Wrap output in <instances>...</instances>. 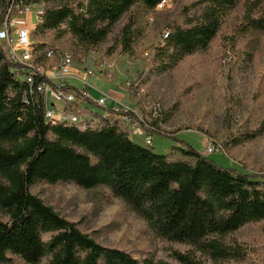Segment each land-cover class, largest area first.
Segmentation results:
<instances>
[{
    "label": "trees",
    "instance_id": "1",
    "mask_svg": "<svg viewBox=\"0 0 264 264\" xmlns=\"http://www.w3.org/2000/svg\"><path fill=\"white\" fill-rule=\"evenodd\" d=\"M36 1L59 5L45 11L35 35L69 33L87 55L115 34L133 6L156 9L164 0ZM239 1L201 0L197 17L168 31L165 45L158 52L160 68L173 69L186 56L206 50L225 15ZM10 2L0 0V26ZM256 10V5L246 10L248 28L264 30V11L256 16ZM135 26L133 20L121 26L116 47L109 54L119 47L125 53L133 52ZM39 48L45 49L46 59L50 50L57 55L62 52L46 43L37 44L35 51ZM30 75L32 82L28 80ZM43 84L57 88L38 67L9 62L0 46V212L6 216L0 217V264L9 260V254L19 255L28 264H41L44 259H48L45 264L248 260L245 247L230 237L251 223L264 221V174L250 172L238 163L223 167L190 145L174 148L180 158L155 152L131 139L124 123L108 114H96V121L82 124L60 120L56 115L49 122L46 110L52 105L46 94L37 90ZM61 88L81 89L72 82ZM117 113L124 114L122 110ZM126 114L139 117L133 110ZM154 124L142 117L145 130L165 134ZM263 130L264 122L259 132ZM38 181L72 183L85 190L106 188L142 217L157 237L189 249H172L170 262L141 260L127 250L104 245L34 194L31 187ZM48 233L51 237L44 241L42 236Z\"/></svg>",
    "mask_w": 264,
    "mask_h": 264
},
{
    "label": "rangeland",
    "instance_id": "2",
    "mask_svg": "<svg viewBox=\"0 0 264 264\" xmlns=\"http://www.w3.org/2000/svg\"><path fill=\"white\" fill-rule=\"evenodd\" d=\"M200 1L167 0L156 9L136 4L123 17L115 34L93 47L87 55H83L86 51L74 42L69 33L60 36L53 32L43 37L33 31V46L46 43L59 48L62 54L72 53L76 71L85 72L83 77L90 83L87 87L95 100L101 94L119 91V95L125 97L124 107L135 111L147 122L155 123L154 126L165 133L153 132L152 141L147 143L143 134L135 132L137 125L134 120H124L115 113L135 142L158 153H173V158L181 157L177 150L174 151L175 147L190 145L223 167H233L238 163L250 172L262 175L264 130L261 133L259 130L264 122V30L248 28L245 15L247 8L253 5L257 6L256 16L260 15L264 11V0H240L225 15L206 50L186 56L173 69L163 70L158 52L165 45V33L171 31L175 24H184L190 17H197L202 8L198 4ZM30 3L34 17V21L30 20V29L36 26L38 12L59 5L36 0ZM129 20L136 23L133 52L125 53L119 47L109 54L116 47V36L121 26ZM45 52L40 48L35 51L34 64L52 74L53 68L59 66V59H46ZM88 71L92 74H86ZM72 84L78 88L86 86L85 82L75 78ZM113 104L108 98L106 107L97 104L86 107L94 116L105 115ZM79 105L73 109L69 107L70 111H79L80 118H74V123L96 121ZM57 106L59 112L64 113L68 109V105L60 101H57ZM117 106L122 107L120 104ZM156 107H160L158 115L154 114ZM58 116L73 123L65 114H56ZM209 138L222 143L225 152L210 154L207 151ZM31 190L64 217L77 222L84 232L90 233L100 243L127 250L141 260L154 258L172 262V249H189L184 244H172L157 237L142 217L106 188L85 190L72 183L38 181ZM0 217L6 218L2 212ZM50 237V233L42 236L44 241ZM230 238L245 247L248 260L243 263L208 261L207 264H264V221L251 223ZM47 261L44 259L41 264ZM2 264L28 263L19 255L9 254V260Z\"/></svg>",
    "mask_w": 264,
    "mask_h": 264
},
{
    "label": "built area",
    "instance_id": "3",
    "mask_svg": "<svg viewBox=\"0 0 264 264\" xmlns=\"http://www.w3.org/2000/svg\"><path fill=\"white\" fill-rule=\"evenodd\" d=\"M31 0H11L10 5L8 7V11L5 15L4 22L0 26V46L3 48L7 59L11 63H23L28 65L31 68H37L36 64H34L35 60V48L33 46L32 40V32L36 28V26L42 22V16L45 13L44 10L38 12L36 19V26L34 29H30V16L33 13L32 4L29 2ZM165 1L160 3L159 6H163ZM45 3V2H43ZM169 32H166L164 38L168 36ZM49 56H57L59 58V66L53 68V73L50 74L48 71L43 70V68H39L42 74H45L49 77L50 80L53 81L57 85V88H53L50 84L40 85L37 90L40 92H44L47 96H49V103L51 101V108L46 110V119L51 122V118L55 117V114H65L67 117L71 118H80L78 112L70 111L71 109L76 108V105L80 103H85L88 100L94 101L97 105L106 107V102L109 97V94H103L97 100L92 97V94L87 90V88H81L79 91L68 90L65 91L61 87L70 83L72 78H78L85 82V85L88 86L90 83L86 80V77H78L76 73V63L75 58L72 53H63L56 54L54 51L50 50L47 53V57ZM89 70V69H88ZM85 74V72H84ZM86 74H92L91 71L86 72ZM28 80L30 82L33 81V76L30 75ZM92 85V84H91ZM47 86L49 88L47 89ZM94 86V85H92ZM57 101L65 103L68 109L66 112H59V108L57 106ZM79 107H81L79 105ZM123 107V108H122ZM122 107H118L115 105L112 110L118 114V111H123L124 114H119L124 120L135 121L137 125L135 132L138 134H143L145 136L146 142L152 141V134L145 130L142 125V117L135 118L130 117L126 112L129 110L124 105ZM160 111V107H156L154 110V114H158ZM87 121V120H85ZM84 122V121H83ZM209 144L207 147V151L211 154L214 152H225V148L222 143L209 138Z\"/></svg>",
    "mask_w": 264,
    "mask_h": 264
},
{
    "label": "crops",
    "instance_id": "4",
    "mask_svg": "<svg viewBox=\"0 0 264 264\" xmlns=\"http://www.w3.org/2000/svg\"><path fill=\"white\" fill-rule=\"evenodd\" d=\"M33 16L31 15L30 16V19L32 20V21H34L33 20ZM104 65V64H103ZM105 67H107V65L105 64L104 65ZM103 66V67H104ZM80 71H82V70H80ZM80 71H77L76 73L78 74V77H83L84 76V72H81L80 73ZM96 77V76H95ZM98 79H100V78H103V77H97ZM75 79H78V78H75ZM72 80H73V78L70 80V82H72ZM79 80V79H78ZM81 81V80H80ZM82 88H87V90L91 93V91H90V89H88V87H82ZM102 93V92H101ZM92 94V93H91ZM119 94H121L119 91H115V92H113V91H110L109 92V97L108 98H111L112 99V101H113V106H112V108H110V110H108L107 112H106V114H108V115H112V116H114V117H116V118H118L119 120H120V117L119 116H117L115 113H112V112H110L112 109H113V107L115 106V105H117V104H120V105H123L124 104V98L125 97H122V95H119ZM101 96H102V94H101ZM101 96H99V97H101ZM98 97V98H99ZM97 98V99H98ZM107 101H108V99H107ZM91 103H89V101L88 102H85V103H82V105H81V108L83 107V109L85 110V114L86 115H88V116H90L91 118H94V119H96V117L94 116V114L91 112V111H89V109L86 107L87 105H90ZM106 104H107V102H106ZM93 105H95L94 103H93ZM84 106H85V108H84ZM131 139H133V138H131ZM179 147H181L180 145H179ZM183 147V146H182Z\"/></svg>",
    "mask_w": 264,
    "mask_h": 264
},
{
    "label": "bare ground",
    "instance_id": "5",
    "mask_svg": "<svg viewBox=\"0 0 264 264\" xmlns=\"http://www.w3.org/2000/svg\"><path fill=\"white\" fill-rule=\"evenodd\" d=\"M56 57H57V56H49V59H53V58H56ZM58 59H59V58H58ZM58 65H59V63H58ZM55 115H56V114H55ZM58 117H59L60 120H65V121H66V119H62V118H60V116H58ZM65 118H66V117H65ZM68 118H69V117H68ZM74 120H75L74 118H73V119H72V118L70 119L71 122H75ZM67 121H68V120H67ZM147 143H150V142H147Z\"/></svg>",
    "mask_w": 264,
    "mask_h": 264
}]
</instances>
